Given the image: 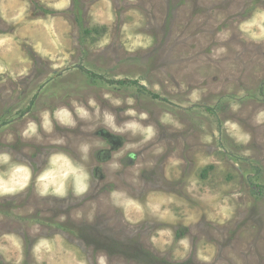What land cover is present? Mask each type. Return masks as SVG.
<instances>
[{"label": "rangeland", "instance_id": "rangeland-1", "mask_svg": "<svg viewBox=\"0 0 264 264\" xmlns=\"http://www.w3.org/2000/svg\"><path fill=\"white\" fill-rule=\"evenodd\" d=\"M0 264H264V0H0Z\"/></svg>", "mask_w": 264, "mask_h": 264}, {"label": "bare ground", "instance_id": "bare-ground-1", "mask_svg": "<svg viewBox=\"0 0 264 264\" xmlns=\"http://www.w3.org/2000/svg\"><path fill=\"white\" fill-rule=\"evenodd\" d=\"M146 166V165H145ZM148 168V167H147ZM148 170V169H147ZM135 176V175H134ZM136 178V176H135ZM51 186L54 187V191L56 193H59L61 190L60 186H63V182L62 180H55V178H51ZM75 179V180H73ZM88 176L86 175V173L84 172V170H80V171H76L73 172L72 175V183L70 184L69 188H72L77 194L76 196L81 199V200H85L87 201V204L90 203L91 201H95L97 202L99 205H101V214L104 211V214H108L107 211L110 210V208H114L115 211L117 210H121L122 213L124 212V205L123 204H115L114 202H109L106 198L107 195H102L101 197L98 196V194L105 189L106 187H109L110 183H115V182H106L105 184H92V185H88V183L90 182L88 180ZM49 181V180H48ZM81 181L82 184H78L77 182ZM109 183V184H108ZM128 183V182H127ZM107 184V185H106ZM132 184V183H131ZM60 187V189H59ZM121 187V186H120ZM131 187V186H130ZM138 187V186H137ZM123 188V186H122ZM134 188V187H133ZM141 188V187H140ZM60 190V191H59ZM120 190V189H119ZM118 190V191H119ZM135 190V189H134ZM117 192V190H115ZM120 192V191H119ZM123 193H125L126 195H129L130 197H132L133 195L128 192V191H121ZM150 192V191H149ZM142 193V192H141ZM112 195V194H111ZM97 197L99 199H97ZM117 197V196H115ZM134 203V202H133ZM156 203H159L158 200L154 201V205H156ZM132 205V204H131ZM102 206L103 209L105 208V210H102ZM149 206V205H148ZM127 207V206H126ZM123 208V209H122ZM99 212V213H100ZM106 216V215H105ZM115 216V215H114ZM102 218V217H101ZM104 220V219H103ZM102 220V221H103ZM119 220V219H118ZM101 221V222H102ZM130 221V220H129ZM133 221V220H132ZM126 223V222H125ZM140 223V222H139ZM103 224V223H102Z\"/></svg>", "mask_w": 264, "mask_h": 264}, {"label": "flooded vegetation", "instance_id": "flooded-vegetation-1", "mask_svg": "<svg viewBox=\"0 0 264 264\" xmlns=\"http://www.w3.org/2000/svg\"><path fill=\"white\" fill-rule=\"evenodd\" d=\"M101 139H102V141L104 142V144H103V146L104 147H107V148H111L113 151L115 150H117L118 148L116 147V146H114L111 142H113V140L110 138V136L109 135H107V136H104V138H102V136H101ZM111 152V151H110ZM96 161H97V163H106L103 159H101V158H99L98 156H96ZM97 170V169H96ZM92 173V175H93V177H94V180L96 179L95 177L97 176V174H96V172H91ZM62 214V213H61ZM60 214V215H61Z\"/></svg>", "mask_w": 264, "mask_h": 264}]
</instances>
